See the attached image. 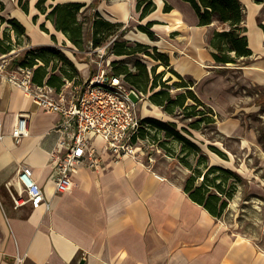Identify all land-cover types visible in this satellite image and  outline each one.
Masks as SVG:
<instances>
[{"label": "crops", "instance_id": "obj_1", "mask_svg": "<svg viewBox=\"0 0 264 264\" xmlns=\"http://www.w3.org/2000/svg\"><path fill=\"white\" fill-rule=\"evenodd\" d=\"M1 1L3 10L12 6L9 18L17 19L12 12L18 10L31 24L29 28L17 19L30 47L67 40L38 11L37 0H29L28 13L17 0ZM66 1L84 3L82 10L97 12L110 22L127 23L132 14L138 15V25L154 22L148 29L169 45L170 66L203 84L200 95L218 115V130L224 135L240 128L236 96L228 85L230 72L238 71L243 85L264 91V0H239L251 54L224 65L215 63L208 39L214 28L225 25L216 19L198 25L194 8L185 0H154L155 9L142 19L136 0H47L46 5ZM165 5L170 10L164 11ZM28 16H44L48 31L40 30ZM1 56H7L11 66L18 65L16 57ZM20 116L27 117L28 134L16 143L12 130ZM59 119L0 76V264H264V251L255 243L230 234L218 218L189 198L180 183L158 177L138 158L124 156L114 162L104 154L99 171L79 167L71 190L54 194L49 152L59 137L54 131ZM20 165L31 167L51 201L49 210L43 204L14 206L5 185H11L13 194L22 192L17 180Z\"/></svg>", "mask_w": 264, "mask_h": 264}, {"label": "trees", "instance_id": "obj_2", "mask_svg": "<svg viewBox=\"0 0 264 264\" xmlns=\"http://www.w3.org/2000/svg\"><path fill=\"white\" fill-rule=\"evenodd\" d=\"M47 0H37L35 7L41 14H45V19L49 20L54 28L61 32L67 40L75 47L81 48L84 38V20L79 16L86 12L84 3L76 1H66L56 3L55 5H46ZM191 4L198 17V25H208L214 19L224 24L221 29L214 28L209 36L208 44L214 51L212 57L216 64L224 65L227 63H237L239 58H245L251 54L247 45V39L244 35L245 27L242 24L244 18L243 6L239 0H185ZM260 1V0H256ZM29 0H17L18 6L28 13ZM4 4L0 1V11H3ZM135 9L139 13V19L144 18L155 9L154 0H136ZM170 10V6L165 5L164 11ZM90 21L91 35L90 41L94 46H99L106 42L111 36L123 33V24L120 22H110L100 16L97 12L91 13ZM90 14V17H91ZM36 16L32 20L35 22ZM6 21L11 26L16 37L25 35L24 26L15 18L4 19L0 16V22ZM154 22H147L146 25H138V28L147 34L149 39H154V34L148 29ZM40 29L47 32V28L43 23ZM118 34V35H120ZM27 36V35H26ZM4 33V38L7 39ZM0 37V55H6L12 50L11 41ZM6 44V45H4ZM116 54H127L126 51L120 49ZM157 60L165 67H169V58L164 53H157ZM58 62H64L70 67L74 66L72 61L61 51L52 46H37L26 50L21 56H17L15 63L23 67H31L33 70L32 81L35 84H46L59 92L66 81H72L74 74L66 71ZM115 65V63H111ZM114 72L110 73L120 77L128 87L134 89L138 95L147 91V87L151 82V87H156V78L163 75V71L156 73L157 66H152L150 72L152 78L144 64L136 62L135 68L137 73H130L124 67L113 66ZM180 81L173 82L175 87L184 89L175 95L170 93V84L166 82L171 78L167 77L165 82H161L163 87L167 89H157L153 91L149 99L169 114H174L176 109H180V113L195 117L188 123V127L198 130L203 126L215 125L217 114L211 107L206 105L197 94L191 89L194 81L182 77L178 72L172 71ZM76 84V83H74ZM139 95V96H140ZM190 100V104L186 102ZM201 106L202 109H197ZM170 138V141L159 140L160 133ZM191 135V131L185 127H177L173 121H163L155 117H143L138 130L131 136V141L136 139L149 137L147 140L151 145L155 143L158 147L164 149L168 153L175 155V147L169 145V142L179 143V151L175 155L179 162L189 169V174L182 184V189L189 198L201 205L215 218H219L227 206L228 200L232 197L236 188L239 175L233 170L210 164L207 154L202 150L201 146L186 134ZM210 149L219 154H223L221 150L210 145Z\"/></svg>", "mask_w": 264, "mask_h": 264}, {"label": "rangeland", "instance_id": "obj_3", "mask_svg": "<svg viewBox=\"0 0 264 264\" xmlns=\"http://www.w3.org/2000/svg\"><path fill=\"white\" fill-rule=\"evenodd\" d=\"M11 1L12 0H10V2ZM11 10L12 6L8 4L6 10L0 11V16L4 19H9ZM93 12L86 11L83 15L79 16L80 19L85 21L83 29L84 38L81 48L75 47L69 40L58 41L56 39L55 46H52L62 53H64L62 49L70 50L74 58L85 65L84 70L80 71L76 66L70 67L64 62L57 63V65L61 64L66 71L74 74L72 81L67 83L68 88H63V92L66 94L67 98L75 99L80 94L85 81L97 71L99 64L104 65L109 72H114L113 66H119L122 68L125 67L130 73H137L135 63L139 62L145 65L150 78L153 77L150 72L152 66H157L156 73L161 71L164 72L162 76L156 78L157 86L151 87L150 82L147 91L144 93L142 92L141 95L139 94V99L135 94H131L133 99H138L139 114L143 116L141 111L142 103L145 101L149 102L162 112L160 116L151 115L150 117L159 118L163 121H173L177 124L178 128H181V126L187 127L191 131V135L185 134L201 146L202 150L207 154L210 164L229 168L239 175L234 193L228 200L227 206L218 220L221 222V226L227 229L230 234L232 233L238 237L251 240L264 251L263 89L252 84L243 85L239 79V72L236 70L231 71L228 85L230 87L229 89L236 96L237 106L234 110L236 111V117L239 120L240 128L237 129L235 134L227 136L218 130L219 123H217L216 120L215 125L203 126L204 124L202 123L198 130L191 129L188 127V123L194 120L195 117L180 113V109H176L174 114H169L164 111L161 106L155 105L149 99L153 91L157 89H167L161 84L162 81L165 82L167 77L171 78L166 83L170 84V89L168 90H170L172 95L184 91L183 88L175 87L172 84L173 82L180 81L172 72L176 70L171 66L165 67L161 61L156 59L158 52L164 53L167 56L170 55L171 58L172 53L170 52L169 45L164 43L161 38L156 39V37L150 39L152 42L157 43L155 44L156 46L152 43L133 41L127 38L126 34L129 31H141L137 23L138 15L132 14L127 23L123 24V33L120 34L119 32L118 34L120 35L115 34L101 45L94 46L90 41L91 19H89L92 18L93 14L91 13ZM28 19L31 22L32 16H28ZM43 19L44 16L35 19L36 23H34V25L40 29L39 26L43 22ZM43 24L45 25V23ZM221 28L219 26L218 29ZM4 33L7 34V39L4 38ZM0 35L4 38V42H6V40L7 42L11 41L12 50L7 54L9 56H21L26 50L32 48L30 47V41L26 34L16 37L14 31L11 30V26L6 21L0 22ZM120 49L126 51L127 54H116V51ZM64 55L66 54L64 53ZM113 62L115 65L112 66L111 63ZM72 63L74 64V62ZM182 77L185 78V81H188V78L192 79L187 75ZM202 88V83L195 84L194 82L191 86V89H193L197 96L203 101L200 95ZM60 91H62V88ZM190 103V100L186 102V104ZM205 104L208 105L207 103ZM197 109H202V107L198 106ZM229 112H233V109H230ZM218 118L220 119V117ZM147 140L150 141L148 136L145 139L139 137L135 141V151L138 155V160H142L145 164H148L149 168L154 170L158 176H162L164 179L167 178L182 185L189 174V169L181 164L175 156L179 151V143L169 142V145L174 146L176 151L175 155H172L158 147L155 143L151 145ZM159 140L170 141V138L164 137L163 132H161ZM210 145L221 150L223 154H219L210 149Z\"/></svg>", "mask_w": 264, "mask_h": 264}, {"label": "built area", "instance_id": "obj_4", "mask_svg": "<svg viewBox=\"0 0 264 264\" xmlns=\"http://www.w3.org/2000/svg\"><path fill=\"white\" fill-rule=\"evenodd\" d=\"M32 74L31 67L11 66L7 56L0 57V76L18 87L42 111L59 115V122L54 126L59 137L55 148L49 152L54 194L71 190L72 177L79 167L99 171L104 154L114 162L124 156L138 158L131 136L144 117L138 112L140 96L120 77L99 64L97 71L85 81L80 94L69 99L63 90L56 92L46 84H35ZM132 93L138 99H133ZM26 118L20 116L13 127L12 137L16 143L28 134ZM17 180L22 188L20 193L13 194L11 185H5L15 207L29 204L38 208L43 204L46 210L50 209L51 201L34 179L31 167L20 165ZM22 193L24 197H20Z\"/></svg>", "mask_w": 264, "mask_h": 264}, {"label": "bare ground", "instance_id": "obj_5", "mask_svg": "<svg viewBox=\"0 0 264 264\" xmlns=\"http://www.w3.org/2000/svg\"><path fill=\"white\" fill-rule=\"evenodd\" d=\"M12 15L14 17H16L19 21H21L27 27H29V28L31 27V24L26 20L24 15L21 14L18 10H13ZM126 36H127V38H129L130 40H133V41H141V42L144 41L146 43H152L153 45L157 44L156 42H152V40H150L148 38V36L144 32H141V31H136V32L135 31H129L126 34ZM62 50L68 57H70L73 60V62L77 65V67H79L80 69H83L85 67L84 63L79 62L74 58V56L70 52V50H68V49H62ZM141 111H142V114L144 115V117L151 116V115L160 116L162 113L160 110H158L155 106L151 105L147 101L142 103Z\"/></svg>", "mask_w": 264, "mask_h": 264}]
</instances>
